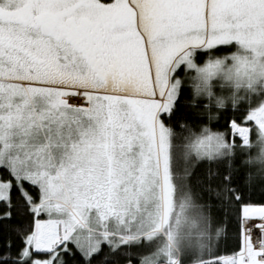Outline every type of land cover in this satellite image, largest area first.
<instances>
[{
	"label": "snow or ice",
	"instance_id": "6c2138e0",
	"mask_svg": "<svg viewBox=\"0 0 264 264\" xmlns=\"http://www.w3.org/2000/svg\"><path fill=\"white\" fill-rule=\"evenodd\" d=\"M0 264H264V0H0Z\"/></svg>",
	"mask_w": 264,
	"mask_h": 264
}]
</instances>
